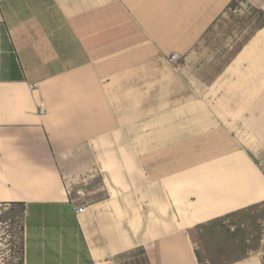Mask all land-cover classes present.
<instances>
[{"label":"crops","instance_id":"crops-1","mask_svg":"<svg viewBox=\"0 0 264 264\" xmlns=\"http://www.w3.org/2000/svg\"><path fill=\"white\" fill-rule=\"evenodd\" d=\"M237 4L0 0V221L22 208L23 264H263L212 254L236 250L217 222L264 203V23L190 67ZM171 54L184 100L155 106ZM175 132L193 168L142 182L139 143Z\"/></svg>","mask_w":264,"mask_h":264},{"label":"rangeland","instance_id":"rangeland-1","mask_svg":"<svg viewBox=\"0 0 264 264\" xmlns=\"http://www.w3.org/2000/svg\"><path fill=\"white\" fill-rule=\"evenodd\" d=\"M238 1L241 4H237V8L229 11L218 22L208 38L195 47L191 55L193 57L191 62L194 63H190V67L195 64L199 66L201 60L203 66L211 65V63H206L209 57L213 55H223L225 56L224 60L227 59L254 33L257 27L264 23V14L256 9L257 0ZM176 61H171L174 66L169 67L164 72V76H169V79H164L163 88L155 89L158 94L155 93V106L156 103L162 102L160 96H164L168 100V105L177 104L179 99L184 100L183 96H178L179 92L183 93L185 89L182 88L183 83L177 77L180 73L177 70V64H175ZM212 65L216 66L213 70L208 67L205 69V75H208V78L215 75L221 64L213 63ZM158 97L160 98L156 99ZM187 97L189 96L187 95ZM177 138L175 132L171 133V141L167 143H154L148 146L146 143H139L138 152L144 155L137 160L140 180L141 176L143 177L142 182H145V178L148 182L154 183L160 177L172 179L175 175L185 174L193 168L197 161L192 157L194 144L174 141ZM202 145L204 150L209 147V143ZM145 193L146 191L139 192V194ZM74 194L81 201L84 199L93 201L104 196L101 191L87 190L74 192ZM9 211L8 216H4L0 221V264H23V210L18 206H12ZM216 226L226 230L227 234L231 235V238L235 240L234 249L236 250H215L212 254L215 260H223V252L225 251L229 253H227L224 261L254 253L261 258L264 264V203L255 205L246 211L229 215L217 222ZM130 264H145V261L143 258H139L136 261H131Z\"/></svg>","mask_w":264,"mask_h":264},{"label":"built area","instance_id":"built-area-1","mask_svg":"<svg viewBox=\"0 0 264 264\" xmlns=\"http://www.w3.org/2000/svg\"><path fill=\"white\" fill-rule=\"evenodd\" d=\"M171 61H176L178 59L177 54H171L170 58ZM82 209H78L76 212L78 213L79 211H81Z\"/></svg>","mask_w":264,"mask_h":264}]
</instances>
